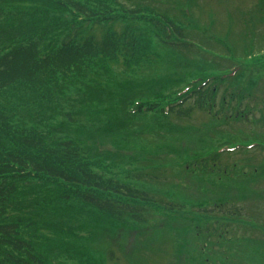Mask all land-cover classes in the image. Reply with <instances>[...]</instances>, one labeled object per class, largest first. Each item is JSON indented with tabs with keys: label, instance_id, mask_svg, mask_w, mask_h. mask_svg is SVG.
<instances>
[{
	"label": "trees",
	"instance_id": "1",
	"mask_svg": "<svg viewBox=\"0 0 264 264\" xmlns=\"http://www.w3.org/2000/svg\"><path fill=\"white\" fill-rule=\"evenodd\" d=\"M87 1L0 0V264H61L58 250L66 251L69 259L103 264L113 259V237L122 238L125 231L136 228L135 241L140 242L143 235L152 234V239L160 233L159 226L144 229V211L183 208L178 201L143 186L120 183L113 176L104 178L97 171L103 165L115 170L133 161L139 165L134 171H140L131 180L150 187L167 184L161 168L164 158H137L135 152L129 153L136 145L134 115L186 117L194 105L184 103L191 99L196 109L209 113L221 105L232 120L247 121L258 114L264 124V27L250 34L251 43L245 41L242 47L243 43L235 42L231 52L224 53L217 51L216 43H205L194 36L193 29H185L192 26L182 10L169 19L163 12L145 10L141 4L147 0L125 4L123 0H95L93 7ZM117 18L145 28L128 25L116 32L112 27ZM100 25H104L103 37L97 38L93 33ZM151 38L174 54L193 50L209 63L211 75H199V85L188 84L184 92L133 93L145 85L159 84V78L150 77V84L143 78V83L136 76L115 71L114 66L121 61L124 67L141 62L140 77L153 74L145 68L149 58L158 57ZM250 51L255 59L247 68L239 59L244 60ZM210 71L199 69L200 73ZM220 87L222 94H218ZM71 88L78 97L67 95ZM257 139L230 146L238 145L242 152L249 150L245 145L253 144L251 149L264 151L263 137ZM221 154L214 148L200 158L186 159L187 166L181 168L191 166L194 179L221 171L228 175L232 167L221 164ZM101 161L111 165H101ZM208 182L215 187L208 188L215 197L218 183ZM235 193L199 203L203 207L196 212L207 218L243 221L237 222L243 235L226 225H218V230L196 226L191 231L201 240L217 233L216 241L201 243V264H264V234H251L264 232L262 212L257 209L253 211L257 214L245 218L241 206L224 207L223 200L241 198V193ZM77 201L83 206L79 208L93 210L86 218L76 213L72 202ZM91 213L98 214L97 222H87ZM213 246L222 248L221 261L205 251Z\"/></svg>",
	"mask_w": 264,
	"mask_h": 264
},
{
	"label": "rangeland",
	"instance_id": "2",
	"mask_svg": "<svg viewBox=\"0 0 264 264\" xmlns=\"http://www.w3.org/2000/svg\"><path fill=\"white\" fill-rule=\"evenodd\" d=\"M87 3L91 7H93L92 3L97 4L95 0H88ZM121 3H129V0H123ZM141 5L147 11L165 13L169 19L176 14L178 15L179 11L182 10L181 14L182 12L183 14L185 13L184 19L190 20L188 22L192 26H184L185 29H193L194 36L199 40L202 39L201 41L205 43L209 41L216 43L213 45L218 49L217 51L224 50V53L231 52L235 42L243 43L242 47L245 41L251 43L250 34L264 27V11L261 10V8L264 9V0H147L142 2ZM151 7L156 10H151ZM116 20L117 22L112 27L116 32H120L128 25H134L140 30L145 28L139 23L133 24L135 22L133 20H126L125 18H117ZM143 23L147 25L146 22ZM100 26L96 27L93 33L97 38L103 37L102 30L104 25ZM261 38L264 39V34H262ZM150 41L158 57L149 58L150 62L145 68L150 73L154 71L153 74L140 77L143 69L141 62L132 63L131 66L124 67L121 61V64L118 63L117 66H114L115 71H120L124 73L123 75L136 76L143 83V78L145 80L148 79L147 83L149 84L150 77L156 79L157 76L159 78V84L145 85V88L135 89L133 93L138 94V96L141 93H149L147 95L153 96L156 92H159V89L165 92V95L178 89V92H183L188 88L185 87L188 84L194 85L197 83L199 85V75L203 77L211 75L212 71L208 67L209 63L199 58L193 50H184L180 55L174 54L172 51L166 50L155 43V39L151 38ZM204 45L206 46V44ZM198 52L202 54V52ZM205 54L208 55V53ZM247 54L248 56L244 60L239 59V61L249 68L255 58H251V51ZM234 63L237 64V62ZM200 68H207L210 72L200 73ZM125 69H131V72H124ZM255 76L257 77L258 74L253 76L254 80ZM257 85L259 86V82ZM222 91L223 89L220 87L218 94H222ZM67 93L70 97L79 96V93L73 88ZM256 93L254 92V94ZM187 103H193L194 107H192V111L186 117L171 114L168 118H162V113L160 115L158 113L136 114L133 117L135 138L134 136L132 137L135 139L136 145L129 148V153L135 152L133 157L137 158L141 156L148 159L152 155L159 160L164 158L166 160L164 162L165 167L161 168L166 172L167 184L159 183L150 187L131 180V175L136 177L140 171V169L134 171L139 166L137 162H124L119 164L115 170H112L111 166L103 165L105 162L110 164V161L100 162L103 168H99L97 171L104 178H112L113 176V180H117L120 183L143 186V189L147 191L152 190L160 197L178 201L183 205L181 210L174 212L164 211L160 208L144 211L143 216L147 219L143 226L144 229L149 226H159L162 229L160 233L152 239V234L143 235L142 238L144 239L140 242L138 239L135 241L134 231H136V228L133 231L131 229L125 231L122 238L113 237L114 240H110L113 245V259L107 258L103 264H201L200 261L203 260L204 255L199 249L201 243L203 240L206 242L216 241L217 233L213 232L209 236H204L201 240L200 237H196L191 233V231L195 232L196 226L199 229H204L205 226L210 225L213 230H218V225H226L227 227L231 226L236 232L242 234L241 224L238 225V223L243 221H237L238 223L225 222L226 220L207 218L196 212L198 207H203L199 203H209L208 199L226 198L238 191L242 195L241 198L229 197L223 200L224 207L241 206L245 218L249 214H257L253 211L259 209L257 211H261V216L264 217V151L256 152L255 148H252L242 152L236 149L232 152L222 153L220 157L221 164L229 168L232 167L228 175L221 171L212 176L200 174L194 179L195 177H190L191 173L194 172L191 166L190 169H187V167L183 169L187 166V163H185L186 159L192 157L200 158L214 148L221 152V149H229L230 144L234 142H248L257 139V137H263L262 140H264V124L260 120L259 115L251 116L247 121H242L241 119L232 120L226 116L225 109L221 108V105L214 107L208 113L205 110L196 109V103L192 102L191 99H187L184 103L190 105ZM259 103L260 105L262 104L260 100ZM127 149L125 148L126 151ZM133 157H130V160ZM179 165H181L180 168ZM182 166L183 168H181ZM218 176L221 179L218 180L216 178ZM202 177L206 181H200ZM207 180L218 183L216 191L219 194L215 197H211L212 193L208 190V188L215 187ZM239 182L242 184L241 187ZM201 186H205L204 190ZM229 187H232V189H228ZM237 187L241 189H236ZM242 190L244 192H241ZM235 194L238 196V193ZM73 204L76 213L83 218L88 216L87 213L93 211L87 207V210L79 208L82 205L78 201L72 202ZM99 218L98 214L91 213L87 222H97ZM251 234L260 236L264 232L254 230ZM131 244H133V247L130 249ZM214 246L209 251L208 249L205 251L212 253V259L215 260L217 255L216 259L221 261L224 257L221 253L222 248H214ZM58 253L61 264H86L85 260L69 259L66 251L58 250ZM94 262L99 264L96 260ZM49 264L52 263L50 262Z\"/></svg>",
	"mask_w": 264,
	"mask_h": 264
}]
</instances>
